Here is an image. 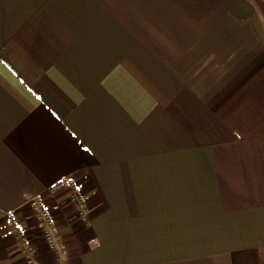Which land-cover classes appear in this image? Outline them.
I'll use <instances>...</instances> for the list:
<instances>
[{
	"label": "crops",
	"instance_id": "obj_1",
	"mask_svg": "<svg viewBox=\"0 0 264 264\" xmlns=\"http://www.w3.org/2000/svg\"><path fill=\"white\" fill-rule=\"evenodd\" d=\"M0 264H264V0H0Z\"/></svg>",
	"mask_w": 264,
	"mask_h": 264
},
{
	"label": "built area",
	"instance_id": "obj_2",
	"mask_svg": "<svg viewBox=\"0 0 264 264\" xmlns=\"http://www.w3.org/2000/svg\"><path fill=\"white\" fill-rule=\"evenodd\" d=\"M65 185L70 189V197L73 203L81 207V213H83V206L85 197L81 190V187L73 179L65 180ZM34 202V209L36 211L39 226L43 230V236L46 240V243L51 246H56V236H55V220L52 215V212L46 202V200L40 196H34L32 198Z\"/></svg>",
	"mask_w": 264,
	"mask_h": 264
}]
</instances>
